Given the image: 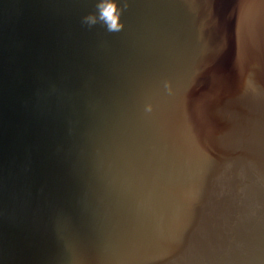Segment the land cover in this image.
<instances>
[{
	"label": "water",
	"instance_id": "obj_1",
	"mask_svg": "<svg viewBox=\"0 0 264 264\" xmlns=\"http://www.w3.org/2000/svg\"><path fill=\"white\" fill-rule=\"evenodd\" d=\"M94 4L0 0V264H264V0Z\"/></svg>",
	"mask_w": 264,
	"mask_h": 264
},
{
	"label": "clouds",
	"instance_id": "obj_2",
	"mask_svg": "<svg viewBox=\"0 0 264 264\" xmlns=\"http://www.w3.org/2000/svg\"><path fill=\"white\" fill-rule=\"evenodd\" d=\"M129 7V0H95L94 11L81 17V25L91 29L96 25L102 26L107 33H119L124 28L123 13ZM163 88L168 93L173 92L171 81H163ZM154 105L146 103L144 111L151 113Z\"/></svg>",
	"mask_w": 264,
	"mask_h": 264
}]
</instances>
